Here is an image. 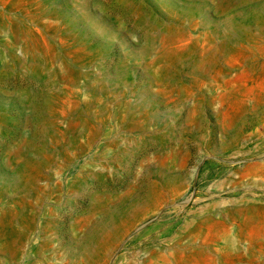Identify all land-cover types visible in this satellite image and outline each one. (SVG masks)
Instances as JSON below:
<instances>
[{
    "label": "rangeland",
    "instance_id": "rangeland-1",
    "mask_svg": "<svg viewBox=\"0 0 264 264\" xmlns=\"http://www.w3.org/2000/svg\"><path fill=\"white\" fill-rule=\"evenodd\" d=\"M0 264H264V0H0Z\"/></svg>",
    "mask_w": 264,
    "mask_h": 264
}]
</instances>
